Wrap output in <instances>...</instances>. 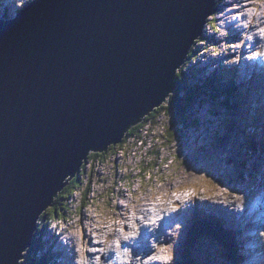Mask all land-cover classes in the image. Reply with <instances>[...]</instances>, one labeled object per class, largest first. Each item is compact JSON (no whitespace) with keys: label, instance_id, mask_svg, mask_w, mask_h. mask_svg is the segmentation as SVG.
<instances>
[{"label":"water","instance_id":"obj_1","mask_svg":"<svg viewBox=\"0 0 264 264\" xmlns=\"http://www.w3.org/2000/svg\"><path fill=\"white\" fill-rule=\"evenodd\" d=\"M215 4L30 0L1 21L0 264L22 259L90 151L166 101Z\"/></svg>","mask_w":264,"mask_h":264},{"label":"rangeland","instance_id":"obj_2","mask_svg":"<svg viewBox=\"0 0 264 264\" xmlns=\"http://www.w3.org/2000/svg\"><path fill=\"white\" fill-rule=\"evenodd\" d=\"M28 1L30 0H0V20L3 14L13 17L17 8L19 9ZM221 2L222 0H216L218 9L214 15H211L212 17L207 18L204 26L206 29L205 36H212L211 39L208 38L198 42L196 56L187 59L186 65L183 64V72L186 73V80L189 85L200 79L212 77L210 71L215 66L225 65L228 61L231 63L234 56L237 57L236 48H230L231 45L240 44V41L232 40L229 45V40L234 38L235 35L229 27L223 28L226 22L236 20V16L232 15L228 20L219 19V16L223 14L219 11L220 8L231 7L230 3L223 6ZM242 2L247 3L248 0ZM257 2L258 6L254 5L249 8L250 13L256 12V9V13L261 11L264 0H257ZM215 16H217L219 22L214 21ZM262 16L261 20L264 22V13ZM238 24H240V21ZM238 38L241 40V35H238ZM213 44L216 45L213 47ZM204 45H207L208 48L205 46L206 49H203ZM231 50H235V53H230ZM260 64L264 67V62ZM224 68L226 69V67ZM228 78H231V74L222 77L220 82L225 84L229 82ZM234 85L238 88L235 89V96L230 98V104L233 103L231 108L225 109L224 106L220 105L221 101L219 99L214 102L209 99L208 103L195 104L193 108V110L195 109V123L185 130V136L182 133L181 137H174L169 140L167 138L160 139L158 137L160 135L159 125L154 123L149 133L147 132L148 126L145 131L139 128V130H142L141 136H137L140 139L128 140L124 146L110 149L105 157L94 158V160L86 162L82 177L88 175L89 170L93 171L90 182H88L91 190L88 193L87 202L80 208L82 203L80 190H76L70 199L63 200L69 205V210H63L64 218L58 220L60 221L58 222L59 230L54 229L52 231V234L58 235V244H56L57 239H52L51 236H46V239L41 237V248L35 252L34 256L40 258L44 253H49V260L53 264H72L69 256L74 251L73 257L81 252L84 254L88 250H101L107 247L106 245L109 244L112 237L124 234L126 231L125 226L129 227L133 220L129 218H135L137 212L149 202H160V205L164 206L172 203L177 198L184 200L187 196L189 200L194 202L197 195V199L201 203L207 201L211 204L222 202L226 204L227 196L235 197L251 193L250 190H257V184L259 183V188H263L264 171L262 165H259L260 174L257 176L258 179H254V176L257 175L255 172L256 167L250 170L252 177L246 176L243 180L239 178L241 170H243L240 167L241 163L245 162L244 169L246 170H249L254 163V156L249 149L253 144L250 133L257 130L258 132L262 131L261 122L264 120L263 102H261L262 109H260L259 99L251 93L255 91V88L245 87L240 89L239 84ZM226 88L227 86L224 87V90ZM175 94H177L175 90L171 92L164 104L167 105ZM224 97L220 99L222 100ZM234 102H237V104L235 105ZM256 139L257 144L264 147L262 143L264 137L261 135ZM254 141L256 144V140ZM92 152L90 151V153ZM84 163L83 160L82 165ZM243 173L246 174L247 172L244 171ZM241 177L243 176L241 175ZM86 181L89 180L86 178L83 180V187ZM190 192H194L196 195L191 197L188 195ZM57 195L56 198H58ZM193 202L188 204L190 209L195 206ZM52 205H55L54 201ZM53 206L48 207V211ZM190 209L187 212L188 214ZM201 212L203 214V211ZM42 215L38 219L40 221L39 227L42 225ZM233 215L234 212L224 208L223 216L226 218L228 227L234 231H240L239 220L236 217L233 218ZM188 218L181 233L176 234V238L166 247L167 251L165 253L168 254L169 259L165 260V264H178L182 257V248L186 245L184 243H188L186 247L191 245L189 240L186 239V233L190 227L196 224L194 212ZM231 220H233V223ZM121 221L124 223L122 231L119 230L120 228H116L117 224L122 223ZM55 222L57 221L55 220ZM209 223L210 221L207 218L200 222V224ZM233 226H235V229ZM52 227L48 226V229L51 230ZM174 230V232H177V229ZM61 232L64 233L62 236L59 235ZM204 232H201V241H195L194 245H191V251L197 257V261L192 262V264H231L226 261V258L229 260L232 257L231 251L236 250V248L232 245L228 246V249L223 248L225 245L222 239L227 236L219 234L215 237L213 234L206 235ZM236 233L242 237L241 232ZM106 234H108L107 239L103 240L102 237ZM96 235L99 237V244L95 242L94 237ZM246 238L247 236H243L244 241ZM237 240L238 238L235 236V242L239 243ZM101 241L107 242V244L105 245ZM241 245H243L242 249L245 248L244 243H241ZM52 250L56 253L51 254L50 251ZM62 250L61 256L54 257ZM171 253L173 257L170 255ZM248 253L249 251H246L245 254ZM166 254L164 255L162 248H158L151 255H158L163 258ZM26 257L23 256L18 263L24 264L22 261Z\"/></svg>","mask_w":264,"mask_h":264},{"label":"trees","instance_id":"obj_3","mask_svg":"<svg viewBox=\"0 0 264 264\" xmlns=\"http://www.w3.org/2000/svg\"><path fill=\"white\" fill-rule=\"evenodd\" d=\"M203 40L202 37H199L197 41H195L194 45L191 47L189 50L187 59L193 58L196 56L198 49L196 48V45L198 42ZM186 65V63L184 64ZM184 65L177 71V76H176V81H177V87L174 89L177 94L171 97L169 103L166 104H161L160 106L156 107L153 109V111L147 113L144 115L139 123H136L132 125L128 131L126 132L123 140L118 144V145H111L108 147L107 150L105 151H96L88 154V157L85 161V163L82 165L80 168L79 172H76L74 176H70L69 178H66L67 182L64 185V187L58 192V198L55 197L54 203L55 205L52 208V211L49 212L48 209L46 212H43L41 215V223L42 226H40L38 229L34 231V235L31 241L30 246L24 251L23 256H27L24 261V264H49L48 262V254L42 255L40 258H37L34 256L38 250H40L41 245H39L38 238L42 234L43 228L46 227L48 220H53V219H62L64 218L63 210L67 211L69 210V205L63 202L64 199H70L72 195H74L76 190H80L82 194V203L80 208L87 202V196L88 193L90 192V177L93 175V171L89 170V174L84 177L83 171L86 168V162L90 160H94V158H99V157H105V154L110 150L114 148H118L121 145L127 144L128 140H133V139H140L142 130L145 131L146 127L148 126V133L151 131V126L156 123L159 125V131L160 139H172L174 137H181V134L185 136V130L189 129L190 126H192L195 120V109L193 110L195 104H200L202 101H208V99H211L213 102L215 100H220L221 104L224 105L227 108L233 107V103L230 104V98L235 95L236 87L233 86L232 89L224 91V94H228L229 98L224 97V101H222L220 96H222V91L220 88V82L219 78L216 76H213L211 79H205V80H198L196 83H193L189 85L188 81L186 80L187 76L186 73L183 72ZM219 84V85H218ZM226 94V95H227ZM232 95V96H230ZM170 96V95H169ZM203 97V98H202ZM236 105L237 102H234ZM191 110V111H189ZM231 110V109H230ZM194 111V112H192ZM231 119V118H230ZM153 122H152V121ZM139 128H141L139 130ZM183 137V136H182ZM166 143V142H165ZM241 167L243 171H241V175L243 176V172L246 171L244 169L245 167V162L241 163ZM249 175L251 174L250 172L248 173ZM251 176V175H250ZM85 178L89 181H86L84 187L82 186L83 180ZM218 180V179H217ZM202 214V212H200ZM225 225V223L223 222ZM226 226V225H225ZM42 227V228H41ZM229 229V228H228ZM231 230V229H230ZM205 231V232H204ZM232 231V230H231ZM204 234H213L215 237L216 235H226V233L223 232V228L221 229L217 224H196L193 228H191L189 238H191L189 241L190 244L193 246L196 240L202 238V233ZM234 232V231H233ZM226 241L222 239V242L228 249V246L226 245L229 243L230 237L226 235ZM236 236V235H235ZM210 238L209 236H207ZM225 239V238H224ZM187 240V241H188ZM228 241V242H227ZM184 244H188L187 242ZM183 248L182 257L178 264H192V262L197 261V257L195 254L191 251L192 246L188 245L187 247ZM190 248V250H189ZM23 258V257H22ZM19 264V263H18ZM20 264H22L20 262Z\"/></svg>","mask_w":264,"mask_h":264},{"label":"bare ground","instance_id":"obj_4","mask_svg":"<svg viewBox=\"0 0 264 264\" xmlns=\"http://www.w3.org/2000/svg\"><path fill=\"white\" fill-rule=\"evenodd\" d=\"M2 1V0H1ZM230 1V2H229ZM243 0H222V5L224 6V5H226V4H228V3H230L231 5V7H226V9H225V7L224 8H220V10L219 11H221V12H223V14L221 15V16H219V19H221V20H228L229 18H231V16L233 15H235L236 17L235 18H237V20L235 21V22H233V23H231L230 25H229V28L231 29V31L233 32V34L235 35V37L233 38V41H236V42H239L240 41V38H238V35H240V30H241V25L240 24H238V22L240 21V20H242V18L241 17H243L244 19H246L247 20V26H246V28H249L250 30H252V31H256V30H258L263 24H264V22L261 20L262 18H263V16H262V14L264 13V2H262V9H261V11L259 12V13H256L257 12V9H256V12H254V13H250L248 10H249V8H251V6H258V2H257V0H248V2L247 3H243L242 2ZM215 8H216V10L218 9V7L216 6V4H215ZM251 11V10H250ZM242 13V14H241ZM212 17V16H211ZM215 17H217V16H215ZM211 19H214V18H211ZM218 22H219V20H218ZM229 22H231V21H228L227 23H229ZM237 24V25H236ZM236 25V26H235ZM210 35H212V34H210ZM246 42H251L250 40H248V39H246ZM243 45V46H242ZM241 46H242V49H241ZM248 47H250L251 48V45H244V44H242V43H240L239 45H238V49H239V52L241 53V52H243V51H249L250 50V48H248ZM246 52V53H247ZM230 53H232V54H234L235 53V50L234 51H230ZM240 53H237V56L240 54ZM242 54V53H241ZM258 61H259V63H262L263 62V60H261V58H258ZM221 65H217V67H215V68H213L211 71H210V73L212 74L213 72H218L219 74H221V70H224V69H221V67H220ZM223 67H225V66H223ZM217 68V69H216ZM206 77V76H205ZM243 77H246L245 75H243ZM209 79H211V77H209ZM231 79V80H230ZM244 79V78H243ZM203 80H205V79H203ZM244 80H246V79H244ZM228 81L229 82H227V83H225L224 84V87L225 86H227V88L224 90V91H227V90H230L231 89V87H232V82L234 81L235 82V79L233 78V77H231V78H229L228 79ZM258 84V83H257ZM254 85L256 86V83H254ZM235 92V91H234ZM228 93V92H227ZM226 93V94H227ZM230 96H232V95H230ZM235 96V95H234ZM233 96V97H234ZM229 98V96H228V94H227V96H226V98ZM155 109V108H154ZM139 123V122H138ZM124 138V137H123ZM123 140V139H122ZM254 141V140H253ZM120 143V142H119ZM118 143V144H119ZM118 144H116V145H118ZM256 144H257V140H256ZM112 145H115V144H112ZM115 145V146H116ZM126 151V150H125ZM221 160V159H220ZM67 182V181H66ZM65 182V183H66ZM180 199V198H179ZM179 199H177V200H179ZM176 200V201H177ZM196 200V199H195ZM159 203V204H158ZM157 204V205H156ZM161 203L160 202H157V203H151V202H149L148 204H146V205H144V208L143 209H141V210H139L138 212H137V214L139 213V212H144L145 214H146V216H147V220L149 221V222H154L153 220H152V218H151V216H150V214H153L154 213V211L156 210V208L160 205ZM217 209L219 210V212H220V214L223 216V214H224V209L223 208H221V207H219V206H217ZM196 212H197V210H196ZM201 211H198V213H196L195 215H196V220H198L197 218H199V216L200 215H203V214H207V215H205V217L206 216H212V214H211V212L210 211H208V210H204L203 211V214H201L200 213ZM215 212V211H214ZM150 213V214H149ZM224 217V216H223ZM129 219H134V218H132V217H130ZM223 222L225 223V225L228 227V225H227V223H226V218L224 217V219H223ZM38 223V220H37V222H36V224ZM153 226H156L157 227V225H156V223L154 222L153 224H152ZM251 227H254V224H251ZM125 228H126V230H129V229H131V228H128V227H126L125 226ZM229 229H231L232 231H234L232 228H230V227H228ZM175 228H172V229H169V230H167V234L168 235H170V234H172V232H174L175 230H174ZM171 230V231H170ZM163 231H165V230H163ZM162 231V232H163ZM235 232V235H236V237L238 238V240L239 241H241V235H237V233H236V231H234ZM244 236H247V238L245 239V240H247L248 238H249V236L251 237L252 236V234L251 233H247V234H245ZM51 237H52V235H51ZM174 238H172V239H170L168 242H167V245H166V247L168 246V244H170L171 243V241L173 240ZM189 242H191V241H189ZM100 242H98L97 244H99ZM101 243H103V244H107V242H102L101 241ZM192 243V242H191ZM162 244V242H158V243H156L154 246H153V248H152V251H151V253L150 254H153V253H155L156 251H157V249L158 248H162V250L164 251V255L166 254L165 252H166V247H165V249H164V247L161 245ZM194 245V244H193ZM241 245V244H240ZM98 246V245H97ZM106 246H108V245H106ZM99 247V246H98ZM243 250V252L244 253H246L245 252V248H243L242 249ZM148 252H150V249H148ZM50 253L51 254H55L56 252H53V250L52 251H50ZM161 262H163V263H166V261L165 260H161Z\"/></svg>","mask_w":264,"mask_h":264},{"label":"snow or ice","instance_id":"obj_5","mask_svg":"<svg viewBox=\"0 0 264 264\" xmlns=\"http://www.w3.org/2000/svg\"><path fill=\"white\" fill-rule=\"evenodd\" d=\"M188 195L191 196V197H194V196H195V193H194V192H190ZM51 211H52V209H49V212H51ZM130 235H131V234H130ZM117 243L119 244V242H117ZM94 251H102V250L94 249ZM96 259H100V257H96ZM163 259H164V260H168L169 257L164 256Z\"/></svg>","mask_w":264,"mask_h":264},{"label":"clouds","instance_id":"obj_6","mask_svg":"<svg viewBox=\"0 0 264 264\" xmlns=\"http://www.w3.org/2000/svg\"><path fill=\"white\" fill-rule=\"evenodd\" d=\"M231 243V242H230Z\"/></svg>","mask_w":264,"mask_h":264}]
</instances>
